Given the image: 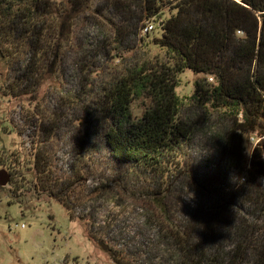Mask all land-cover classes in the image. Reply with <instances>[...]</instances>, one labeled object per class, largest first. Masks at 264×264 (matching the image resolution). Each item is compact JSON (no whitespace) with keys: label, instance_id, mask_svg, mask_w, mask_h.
I'll list each match as a JSON object with an SVG mask.
<instances>
[{"label":"trees","instance_id":"trees-1","mask_svg":"<svg viewBox=\"0 0 264 264\" xmlns=\"http://www.w3.org/2000/svg\"><path fill=\"white\" fill-rule=\"evenodd\" d=\"M164 8L176 10L160 19L161 35L153 40L164 58L115 69L95 91L94 80L104 74L98 59H130L126 55L150 33L143 34L144 26L161 17ZM84 16L97 29L88 44L77 39ZM0 56L8 68L9 78L0 85L6 96L35 98L46 82L62 84L66 60L79 76L87 117L74 150L77 165L62 177L52 148L54 131L42 130L25 167L34 177V189L61 202L72 219L85 221L88 236L115 264L130 263L97 234L87 216H74L68 199L70 187L88 178L85 166L96 152L90 144L95 134L118 165L166 178L176 174L209 200L179 228L170 218L167 193L154 194L161 231L178 248L177 264H245L250 251L255 264H264V0H0ZM185 70L201 78L192 95L181 97L177 76ZM75 97L66 99L68 104ZM138 99L148 102L135 116L131 107ZM96 113L101 118L93 132L89 120ZM214 115V123L226 127L218 138L219 151L231 166L241 167L242 135L259 139L248 166L235 175L246 181L237 184L234 176L228 193L218 188L219 178L192 181L188 168L194 126L210 123ZM18 154L8 165L16 189L26 182L16 174L23 163ZM225 239L230 240L228 252Z\"/></svg>","mask_w":264,"mask_h":264},{"label":"rangeland","instance_id":"rangeland-1","mask_svg":"<svg viewBox=\"0 0 264 264\" xmlns=\"http://www.w3.org/2000/svg\"><path fill=\"white\" fill-rule=\"evenodd\" d=\"M175 11L164 8L161 17L152 19L154 29L126 55L130 59L121 61L100 57L98 62L104 74L94 80L95 91H100L115 69H126L144 62L156 64L163 59L164 53L153 44V40L161 35L160 19ZM84 17L81 18L84 22L77 28V39L88 44L95 40L97 29ZM62 70L68 73L64 82L60 85L46 82L35 98L6 96L0 89V171L5 170L11 175L6 186L0 185V264H115L110 255L88 236L85 221L72 219L61 202L34 189V177L25 167V164L29 165L28 155L42 130L54 131L52 148L57 152L58 173L68 177L69 166L77 165L74 150L87 117L84 102L80 100L85 89L79 76L70 68L69 60ZM6 77L8 68L0 56V85ZM177 77L179 86L176 92L181 97L192 95L194 82L201 78L190 70ZM72 96H76L75 101L68 104L66 99ZM147 102L143 99L134 101L132 114L141 115ZM186 115V112L182 113V118L185 119ZM100 118L101 115L96 113L89 120V130H99L97 120ZM216 118L214 115L210 123L194 126L196 132L187 150L188 168L192 181L199 182L207 176L211 180L219 178L221 185L218 188L228 193L235 186L232 178L248 166L251 150L259 139L255 135H242L241 167H233L230 159L220 154L218 138L226 127L215 124ZM93 137L90 144L96 152L85 166L88 178L77 181L68 190L74 216H87L85 219L94 225L97 234L120 249L130 264H177L178 248L161 231L153 208L154 194L167 193L170 218L179 228L186 226L193 214L209 200L188 181L181 182L176 174L166 178L118 165L108 156L99 137L96 134ZM13 154L21 155L23 163L18 166L16 174L26 180L25 185H19L17 189L13 184V172L8 168L15 162ZM224 241L227 245L225 252H228L230 240ZM245 264H255L252 251Z\"/></svg>","mask_w":264,"mask_h":264},{"label":"built area","instance_id":"built-area-1","mask_svg":"<svg viewBox=\"0 0 264 264\" xmlns=\"http://www.w3.org/2000/svg\"><path fill=\"white\" fill-rule=\"evenodd\" d=\"M153 29H154L153 23L147 22L142 32L143 34H146V33L151 32ZM234 180L237 184H243L246 181V177L245 176H235Z\"/></svg>","mask_w":264,"mask_h":264},{"label":"water","instance_id":"water-1","mask_svg":"<svg viewBox=\"0 0 264 264\" xmlns=\"http://www.w3.org/2000/svg\"><path fill=\"white\" fill-rule=\"evenodd\" d=\"M10 181V176L5 170L0 171V185L6 186Z\"/></svg>","mask_w":264,"mask_h":264},{"label":"clouds","instance_id":"clouds-1","mask_svg":"<svg viewBox=\"0 0 264 264\" xmlns=\"http://www.w3.org/2000/svg\"><path fill=\"white\" fill-rule=\"evenodd\" d=\"M262 182H264V178H262Z\"/></svg>","mask_w":264,"mask_h":264}]
</instances>
